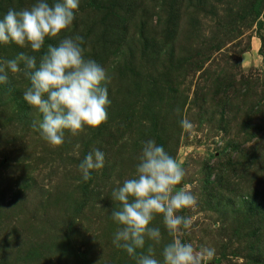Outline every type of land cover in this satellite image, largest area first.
<instances>
[{
    "label": "rangeland",
    "instance_id": "1",
    "mask_svg": "<svg viewBox=\"0 0 264 264\" xmlns=\"http://www.w3.org/2000/svg\"><path fill=\"white\" fill-rule=\"evenodd\" d=\"M88 1L79 0L70 27L49 39L79 35L85 44V57L94 59L93 39L85 31L82 33L81 24L103 27L98 24L100 11L112 10L121 0H101L98 10L90 7ZM196 2L200 5L186 10L184 4ZM250 4L251 0H134V11L127 10L131 22L126 35L133 32L137 39L134 49L143 53L134 56L130 63L124 61L126 70L113 76L111 68L104 67L110 77L106 87L111 101L108 119L100 125L105 137L89 140L83 155L78 152L79 146L86 136L92 138L100 126H85L76 135L65 130L61 145L49 144L32 127L34 121L42 120V114L23 99L29 82L24 75L8 72L7 82L0 83V264L134 263L135 259L124 249L113 244L120 225L113 221L111 212L120 205L111 194L135 175L141 152L130 155L126 143L129 137H137L136 127L148 124L149 118L145 114L142 117V112L151 109L157 120L164 114L162 109L169 94L166 88L162 89L163 84L153 82L164 77V71L176 88L174 96L184 103L178 112L179 122L172 120L169 129L166 126L169 135L156 144L163 146L184 169L183 183L173 191L189 189L197 204L177 213L191 217V228L171 233L169 241L165 234L162 239L170 243L180 238L197 250L201 246L214 248L209 264H241L248 252L244 247L250 242V227L262 231L258 238H262L263 245L264 204L263 210L247 223L240 207L235 205L239 209L235 211L222 205L232 191L244 194L257 189L263 197L264 129L263 122L255 119L264 105V0L256 14ZM9 8L0 5V18ZM137 13L142 15V22H137ZM165 27L171 30L169 39ZM15 48L29 47L0 44V60ZM132 49L126 50L124 58ZM112 53L113 49L109 54ZM112 58L119 61V57ZM172 62L178 67L172 68ZM136 67L141 72H134ZM226 79L231 81L228 87ZM156 89L161 91L162 103L158 108L153 101L150 108L145 94L147 90L155 94ZM205 92L208 94L202 105L198 98ZM117 106L125 108L128 120L114 112ZM198 106L204 111L200 116ZM243 113L248 114L250 121L244 119ZM185 118L192 123L190 130L181 127ZM162 120L166 123L165 118ZM253 125L260 126V130L255 132ZM152 127L157 136V126ZM112 140L125 147L123 152L115 151ZM93 149L105 153V164L101 169L90 170L91 178L84 181L78 165ZM260 179L263 181L259 183ZM230 180L236 185L228 187ZM154 221L162 224V215H156ZM150 226L156 227L152 222ZM147 241L143 251L153 245L156 258L162 261V242ZM262 245L257 252H263Z\"/></svg>",
    "mask_w": 264,
    "mask_h": 264
},
{
    "label": "clouds",
    "instance_id": "2",
    "mask_svg": "<svg viewBox=\"0 0 264 264\" xmlns=\"http://www.w3.org/2000/svg\"><path fill=\"white\" fill-rule=\"evenodd\" d=\"M78 7L79 0H54L51 4L35 0L27 8H9L0 18V44L14 43L39 52L46 37H56L70 27ZM82 43L83 37L69 35L57 45L49 44L39 60L23 52L14 59L0 60V83L7 82L9 71L23 72L30 82L23 99L42 114V120L34 121L32 127L53 146L64 142L65 130L76 135L85 126L95 128L108 119L111 101L106 84L110 77L103 66L85 57ZM180 123L185 130L192 128L186 118ZM104 164L103 151L88 152L78 165L82 179L88 181L90 170L101 169ZM184 176L181 164L149 139L142 144L135 175L112 191V199L120 205L111 212L113 221L120 225L113 244L124 249L136 264H209L213 259L214 248L201 246L197 250L180 238L164 245L162 261L156 258L153 245L143 251L146 239L155 244L161 241L160 229L150 226L158 214L169 233L191 228V217L177 213L195 207L197 198L189 189L173 191Z\"/></svg>",
    "mask_w": 264,
    "mask_h": 264
},
{
    "label": "trees",
    "instance_id": "3",
    "mask_svg": "<svg viewBox=\"0 0 264 264\" xmlns=\"http://www.w3.org/2000/svg\"><path fill=\"white\" fill-rule=\"evenodd\" d=\"M2 1V2H1ZM100 1L101 0H90L88 1L89 6L92 7L93 9L98 10L100 7ZM128 1H130V4L127 3ZM133 1L134 0H124V1H120V3H116L113 6L112 10H101L100 14L98 16V24H101L103 27H94L93 25L87 24V23H82L81 24V31L83 34L84 31L90 36L91 39H93L95 48H93V51H91V57L94 58V60L97 63H101L102 61H106L102 66L103 67H110L112 70V76L115 75L114 73L116 72H120L123 69L126 70V65L124 63H130V61H132V58L134 56H138L139 54H141V50L137 53L135 51V49H137V47L135 48V44L137 39H135L133 37V32L130 33L129 35H126V32L129 30V28H127V24L129 23V21L131 22V18L127 16V10H133L134 11V7H133ZM203 3L206 2V0H202ZM0 5H9L11 8H17V9H21V8H25L31 4H33L35 2V0H0ZM48 2H51V0H48ZM261 0H251V4L250 7L252 11H254V13L256 14L258 11V7L260 4ZM19 3L20 6H15L14 4ZM200 4H198L197 2L195 4L192 3L189 4H184L186 10L190 11L191 7H195V6H199ZM261 5V4H260ZM181 6V3H180ZM183 10V11H186ZM179 10H175V12H178ZM0 12H2L0 10ZM127 18V19H126ZM137 22H142L141 18L142 15H140L139 13H137ZM108 26H105V25ZM135 26V25H134ZM139 27V29H141L140 25H137ZM100 29V31L98 32V30ZM164 31L166 32V36H168L167 38L169 39L171 30L168 27L164 28ZM98 32V33H97ZM93 33V34H92ZM97 33V34H96ZM157 38H159V34L158 33H154ZM172 36V35H171ZM47 39H45V44L42 47V49L39 52H33L30 48L28 49H22V48H15L16 50L13 51L12 54L9 53L7 58L4 59H14L19 53L23 52L26 53L28 55H32V56H36L37 60H39V57L41 55H43V53L47 50V46L49 44L52 45H57V42L59 43L60 40H57L58 38H51L49 39V37H46ZM171 38V37H170ZM164 40V39H163ZM82 47L85 48V44L82 43ZM133 48V49H132ZM135 48V49H134ZM111 49H113V53L110 55L109 52L111 51ZM128 49H132L133 52L127 54V56L124 58L126 50ZM138 51V50H137ZM12 52V51H10ZM143 53V52H142ZM114 55V57H119V61H115L116 59L112 58V56ZM113 64V65H112ZM173 67L177 66L178 67V63L172 62L170 64ZM20 67L23 69V64L20 65ZM136 70H139V72H141L140 68L138 69L137 67L135 69H133V71L135 72ZM139 72L137 74H139ZM17 75H23V72L21 73H17ZM164 77H161L159 80H157L155 78V80H153V82L159 86H161L162 84L165 86L162 89L166 88V91L169 94V100L168 97L166 98V106L162 109L164 114L163 116L159 117V119L157 120L156 114L155 113H151L150 111H152L151 109L147 108L146 110H144L142 112V117H144V114L147 115V117L149 118L148 120V124L145 125H137L138 130L135 129V132L138 133L137 137H129L128 141L126 143V146L129 145L131 151H128L130 155L135 156V154L141 152L142 150V144L143 142L151 139L154 140L155 142H158L157 140L162 138L164 135L167 138V136L169 135V125H172L171 122L172 120L178 119L179 122V113H181V108L184 102H182V100H180L178 97L176 98L174 96V93L176 92V88L175 86L171 83L170 84V80L169 78V73L164 71L163 73ZM9 78V76H8ZM27 79V78H26ZM227 80V79H226ZM28 81V79H27ZM29 82V81H28ZM30 84V82H29ZM226 87H228L231 84V81L225 82ZM232 91H236L235 89H233ZM155 94H153L154 92H151L150 90L146 91V96L145 99L148 98V106L151 108L152 104L156 102L158 108L160 107L159 105H161L162 103V94L160 89H156L155 90ZM207 92L201 94L198 98V100L200 101V103L202 104L204 101H206L207 98ZM196 97V96H195ZM213 100V98H212ZM154 101V102H153ZM216 103L218 104V99H216ZM201 104H199V106H202ZM228 104V102H227ZM126 106V105H125ZM197 107V116H200L202 113V108L201 107ZM118 107V106H117ZM129 107V105H128ZM251 108V105H250ZM117 112V115L123 120H128L130 118L128 112L125 110V108L123 106L118 107V110L114 111ZM112 113L113 116H117L115 115V113ZM132 113V111H130ZM153 112V111H152ZM167 112V113H166ZM168 112H169V116H168ZM179 112V113H178ZM157 113V112H156ZM165 113H166V117H165ZM204 114V111H203ZM244 114V119L248 118V120L250 121V118L248 117L247 113H243ZM256 114V113H255ZM175 115H178L175 117ZM259 117H256L255 120H259L263 122V129H264V105L261 106V110H259ZM233 116V115H232ZM163 118H165L166 123L163 122ZM171 118V119H169ZM204 118V117H203ZM232 119L234 118L231 117ZM134 120V118L132 120H130V122L132 123ZM156 125V133L157 136H155L153 127ZM179 125V123L177 124ZM176 125V127H177ZM100 126V125H99ZM166 126L168 129H166ZM255 132H258L260 130V126H256L253 125ZM176 127H174V133H175V129ZM101 126L98 127V129L94 132V135H92V138L89 136H86V140L85 142L79 146L78 148V152L83 155L84 151H85V145L89 143V140H94V139H98V138H104L105 133L100 131ZM105 141V139H104ZM113 142L111 143V145L113 146V148L115 149V151H122L125 149V147L120 146L117 143V140H112ZM76 140H73V143H75ZM165 144V143H164ZM73 145V144H72ZM175 146V145H174ZM82 158V157H81ZM233 166V165H232ZM234 172V168L232 169L231 173ZM241 176V175H240ZM263 181L262 179H260L259 183ZM236 184H233L232 181L230 180L228 183V187L229 186H235ZM260 189V188H258ZM262 190V189H260ZM260 194L261 191L255 189V190H250L244 194L242 193H235L234 191H232L231 197L230 198H224V201L222 203V205H225L226 207H228L229 209L233 210H237L239 211V209L237 207H234L235 205L241 208V212H243L245 215L242 216H246L247 218L243 217V220L245 223H247V221H251V217L254 214H259L260 210H263V201L262 199H264V184H263V197L260 198ZM261 200V201H260ZM236 208V209H235ZM262 213V211H261ZM264 218V217H263ZM152 223L158 227L160 229V232L162 233L161 235L163 236L164 234L167 235V240L169 241L171 239V236L168 232V230L164 227L163 223L162 224H156L154 219L152 221ZM263 223H264V219H263ZM262 233V231L259 229L253 230L251 227L249 228V230L247 231L248 236H249V241L244 249L248 250V252L246 254L243 255L244 261L241 264H252V263H259V261H261V264H264V241H263V245H262V238H258L259 234L258 233ZM235 233V232H234ZM161 242H162V246L164 247V245H166L167 241L164 242V240L161 238ZM149 243L146 240V244ZM146 244H145V248H146ZM263 246V252H257V247L258 246ZM223 244L220 245V247L223 248ZM140 251V250H138ZM253 252H257V253H253ZM233 253L236 254V250L233 251ZM234 254V255H235ZM221 255L223 256V253H221ZM263 255V256H262ZM133 261V260H132ZM134 263H136V261H134ZM133 262H131L130 264H134Z\"/></svg>",
    "mask_w": 264,
    "mask_h": 264
}]
</instances>
